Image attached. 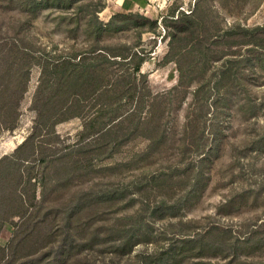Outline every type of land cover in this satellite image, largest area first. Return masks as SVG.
I'll return each instance as SVG.
<instances>
[{
	"label": "trees",
	"instance_id": "obj_1",
	"mask_svg": "<svg viewBox=\"0 0 264 264\" xmlns=\"http://www.w3.org/2000/svg\"><path fill=\"white\" fill-rule=\"evenodd\" d=\"M77 1L0 0V11L20 8L33 19L42 9L70 8ZM91 5L90 1L86 8ZM82 7L77 6L76 13L81 12ZM87 14L86 23L82 22V16L73 18L76 20L75 29L84 26L86 31L95 32L98 42L112 22L103 23L96 7ZM130 16L133 15L123 13L113 18L129 19ZM185 19H189L188 27L182 25ZM173 20L177 26L169 33L170 48L177 41L187 40L185 50L179 53L180 59L179 56L176 59L180 74L173 89L186 93L196 80L192 77L191 65L185 68L181 60L196 47L199 46L201 54L213 60L222 59L226 48H245L244 53L236 55L235 59L224 61L212 85L196 84L191 103L202 110L206 105L212 107L205 98L217 93L227 103L237 99V111L243 112L245 101L250 99L241 91L243 83L237 70L241 67L248 72L247 75L259 72L264 75V24L252 27L234 25L206 39L196 34V25L201 23L197 14ZM10 28L12 33L6 39L0 38V133L18 127L33 67H39L40 78L32 101L36 113L32 133L15 146L11 154L0 156V234L7 223L15 228L8 244H0V264H72L71 260L81 262L83 253L96 246L101 249V254H107L99 264H115V257L130 256L136 245L152 242V231L142 232L137 228L146 221L144 210H151L149 218L176 219L185 227L188 223L195 225L197 221H185L182 217L184 211L196 205L208 189L212 165L223 151V144L217 136L219 122L215 124L211 120L207 123V120L188 114L180 132H171L172 127L168 126L166 118V95L147 93L146 86L140 84L142 76L145 79L141 71L145 52L128 50V45H124L122 52H116L113 48L96 44L78 58L47 56L27 42L15 24ZM220 46L222 48L218 49ZM90 89L92 95H98V109L96 114L86 118L84 106H78V110L73 107L83 101L81 94ZM70 96L76 97L74 105L69 101ZM144 109L148 113L144 114ZM255 112L251 111L252 116H256ZM76 117L85 119L80 145L49 148L47 145L51 141H47L46 136H54L59 123ZM42 132L46 136H42ZM138 139L146 142L143 150L124 161L104 164L98 169V173H102L98 174V195L92 196L82 188L67 195L71 187L77 186L71 179L75 170L88 169L95 158H98L99 167V163L113 160L123 147ZM166 163L168 166L165 167ZM132 166L143 170L140 178L142 175L146 178L150 171L147 168H153L148 183L137 189L147 188L146 196L142 194L137 198L136 191H131L120 180L115 181L124 170L134 172ZM119 169L123 170L118 173ZM252 192L228 198L220 205V210L226 213L227 207L233 204L235 206L230 210L235 208L237 212L243 210V206H254L252 194H249ZM259 193L254 195L255 202ZM137 204L143 207H136ZM96 223L98 227H95ZM253 225L256 228L243 232L244 235L221 231L224 234H216L209 239L210 242H206L207 235L219 227L212 226L204 234L193 233L201 227H190L182 232L183 237L176 239V243L136 255V264H183L190 258L226 257L230 252L234 258L232 264H264V260L257 259L260 256L257 253L264 248V236L260 230L264 224ZM207 248L212 249L210 255L206 253Z\"/></svg>",
	"mask_w": 264,
	"mask_h": 264
},
{
	"label": "rangeland",
	"instance_id": "obj_2",
	"mask_svg": "<svg viewBox=\"0 0 264 264\" xmlns=\"http://www.w3.org/2000/svg\"><path fill=\"white\" fill-rule=\"evenodd\" d=\"M90 1L92 5L86 8ZM80 5L83 6V10L76 13L78 12L77 6ZM95 7L98 8V17L103 23L112 22L105 35L98 38V42L95 32L86 31L84 26L79 30L75 29L76 20L73 19L76 16H82V22H88L87 12ZM123 13L133 16H130L129 19L113 18L115 15ZM193 13L197 14L198 19L201 20V23L196 25V34L208 39L213 34L222 33L234 25L252 27L264 24V0H78L70 8L48 7L42 9L33 19L27 17V13L20 8L15 11H0V38L6 39L12 33L10 26L15 24L21 31V35L26 37V41L38 47L47 56L64 55L78 58L79 54H83L96 44L113 48L116 52H122L121 50L125 48L124 45L129 46L128 50L145 52V61L141 70L145 79L142 76L140 84L146 86L144 90L147 93L150 91L153 95H166L164 98L167 108L166 118L169 120L168 126L172 127L171 132H176V134L180 132L185 116L188 114L200 120H207V123H210L211 120H214L212 122L215 124L216 121L219 122L220 128L217 129V136L218 141L223 144V151L212 165V179L208 189L196 205L184 211L182 217L185 221L192 220L197 223L195 225L188 223L185 227L179 225L176 219L149 218L151 210H144L146 221L138 225L137 228H140L142 232L152 231V242L136 245L130 256L115 257V264H136V255L146 254L158 247L176 243V239L183 237L182 232L190 227H195L194 229L201 227L193 232L199 234H204L212 226L219 227L220 229L213 230L211 234L207 235L206 242H208L210 238L216 237V234L221 231H230L233 235L235 233L244 235L243 232L256 228L253 224L257 223L259 226L264 224V141H260L264 138V75L261 72L247 75L248 72L241 70V67L240 70H237L238 78L243 83L241 91L246 93H243L246 97L249 95L250 100L245 101L247 110L237 111V99L227 103L222 101L221 96L217 93H212L210 97L205 98L208 104L212 103V107L206 105L203 110L199 109L197 105L191 104L194 101L193 90L196 84L201 82L212 85L218 77L224 61L235 59L236 55L244 53L245 48L234 47L232 50L226 48L224 50L226 55L222 54V59L213 60L212 58L208 59L209 56L201 54V48L198 46L189 55L181 57L185 68L191 67L192 77H196V80L192 81L186 93L174 90L180 74L176 59L179 53L185 50L187 40L175 42L171 49L172 42L169 33L174 31L177 26L173 19L178 17L184 19ZM70 16H73L72 19L69 18ZM141 16L150 19V21L144 20ZM63 17L66 18L63 19ZM182 22V25L188 27L189 19ZM221 48L222 46L218 47V49ZM188 65L191 66L188 67ZM39 78L40 69L35 66L30 74L28 91L22 101V115L18 127L14 131L0 133V156L11 154L15 146L32 133L36 117V113L32 109V101ZM207 87L208 85L206 89ZM170 91H172L171 95L167 97ZM92 93L91 89L84 91L81 94V99H83L81 103H76V97L70 96L69 98L73 105L76 103L73 107L74 110H78L80 105L84 106L86 118L96 114L98 109V95H92ZM110 94L112 95L113 92ZM179 102L180 104H178ZM251 111H256V116H252ZM143 112L144 114L148 113L147 109H144ZM84 120V118L76 117L59 123L56 126L57 134L51 137H47L45 132H42V136H46L47 141H51L47 146L53 149L61 148L63 145H72V147L80 145L79 143L83 141L81 138ZM145 145V141L138 139L135 143L123 147L113 160L105 161L103 164L99 163V167L98 158H95L88 169L75 170L71 179L77 186L71 187L67 195H71L79 188L84 189L92 196L98 195V181H100L98 174H102L98 173V169L104 167V164H115L116 161L128 159L133 153L143 150ZM83 163L85 162L83 161ZM164 166L166 167L168 164L166 163ZM136 167H131L135 170L134 172L124 170L120 174V178H116L115 181L120 180L122 184L128 185L131 191H136L137 198H140L142 194L146 196L147 188L137 189L148 183L147 179L151 176L149 174L153 168H147L150 171L146 173L148 174L146 178L144 175L140 178L143 170ZM122 170L119 169L118 173ZM138 180L142 183L138 184ZM252 190L254 192L249 194H252L251 199L254 206H243V210L237 212L234 210L235 208L230 210L232 206H235L233 204L227 207L226 213L220 210V205H223L228 198L232 196L235 198L239 194ZM258 192H260L257 195L258 200L255 202L254 195ZM136 207H143V205L137 204ZM95 227H98V223ZM260 230L264 236V226ZM14 231L15 228L11 223L5 224L0 234V244L7 245ZM207 249L206 253L210 255L212 249ZM99 250L96 246L89 252L83 253L81 262L73 259L71 263L99 264L100 260L107 257L106 253L103 255ZM230 253L226 257L190 258L183 264H201V261L210 264H232L234 258L232 252ZM257 255H260L257 259L263 261L264 248L259 250Z\"/></svg>",
	"mask_w": 264,
	"mask_h": 264
}]
</instances>
